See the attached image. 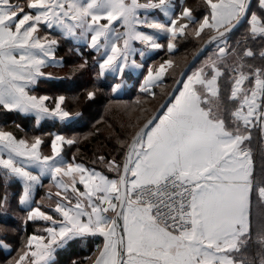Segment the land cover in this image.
Segmentation results:
<instances>
[{
  "label": "snow or ice",
  "instance_id": "snow-or-ice-1",
  "mask_svg": "<svg viewBox=\"0 0 264 264\" xmlns=\"http://www.w3.org/2000/svg\"><path fill=\"white\" fill-rule=\"evenodd\" d=\"M201 3L204 13L198 16L186 0L179 11L173 0H0V112L34 116L37 125L80 115L66 107L63 94H34L38 81L54 78L44 69L59 64V41L41 36L43 28L94 50L95 75L114 77L113 94L126 70L144 67L137 51L143 58L164 49L161 35L169 54L189 37L203 41L201 55L215 45L190 74L191 65L181 70L175 84L182 87L168 93L174 99L161 106L163 115L153 113L139 126L129 122L130 138L118 140L122 159L94 153L93 163L114 177L77 162L75 155L65 158V146L87 136L18 137L0 126V179L21 183L23 224L36 228L4 264H55L69 242L101 238L94 255L84 258L88 264H264V165L257 176L252 146L253 129L264 144V0ZM240 28L241 39L230 44ZM176 66L171 56L148 65L138 89L145 99L155 97L153 89ZM87 67L84 59L74 71ZM97 92L94 86L86 99ZM142 103L138 96L125 110L146 112ZM260 151L264 161V147ZM45 177L50 189L35 200ZM254 196L261 208L255 223ZM9 203L5 195L0 207ZM0 248L11 251L3 240Z\"/></svg>",
  "mask_w": 264,
  "mask_h": 264
},
{
  "label": "trees",
  "instance_id": "trees-1",
  "mask_svg": "<svg viewBox=\"0 0 264 264\" xmlns=\"http://www.w3.org/2000/svg\"><path fill=\"white\" fill-rule=\"evenodd\" d=\"M188 1H189V4L195 5L194 8H195V11H196L198 16H200L204 13V7H203L202 3H198L199 0H188ZM200 2H201V0H200ZM196 42L198 44V41H196L195 39H193L191 37H189L187 39H183L182 44H180L182 48L180 49L178 47L177 50H179V52L175 53V55L177 57L178 56L185 57L187 55L186 49H192L194 46H196ZM67 45H68V43L63 42V44L58 47V49H57L58 55L64 56V49H65V46H67ZM66 49H67V47H66ZM69 51H71V50H69ZM180 51H181V53H180ZM182 52H183V54H182ZM72 53H73V51H72ZM90 54L91 53L85 52L84 53V55L86 56L85 58L90 57L89 56ZM81 56H83V54ZM82 58H84V57H81V59ZM65 61L69 62V60H65ZM171 77L172 76L169 74L166 77L168 84L166 85L165 90L161 91L159 89H156L154 91L155 97L149 96L145 99L144 95L142 93H140L139 91H137L135 93H130V94H123L122 96H117V95H113L110 93L108 96H105L104 94L101 95L100 93H97L96 97L91 101L86 99V92L93 88V84H94L93 81H85V82H83L81 87H79L78 85H77V87L72 86L73 81L69 80V83H68L66 78H62V79H58V80H56V79L44 80V81H46L47 83H49L51 85L52 84L54 85V86H52V88L55 89L56 91H58V92H56V94H63L67 97V99H66V105L67 106L66 107L70 111H72V112L80 111L81 115H83L84 119H86V121H84V122H80V121L73 122L71 124L66 125L65 127H66V129L71 128V130H73L75 132V136H80V137L87 136V139H82L77 145L73 146L74 147L73 151L75 152V156H76L75 158L79 159V161L86 163L90 167L96 168V167H99L100 164H98V163L94 164L93 160H94V153H97L98 151L102 150L103 154L106 155L109 159H111L113 156H119L121 159L123 157V153L120 152L121 146L118 143V140L127 141L130 138L134 129L128 127L129 122L131 121L132 124H135V122L137 121V116H138V115L134 114V111L131 112L132 110L126 111L125 105L129 106V108L131 109L134 106L135 97L139 96L141 101L143 102L140 107H143L146 110H147V108H149L150 109L149 112L152 114V112L162 102V100L165 98L168 91L171 89V85L173 84V81L176 80L175 79L172 81ZM110 81H112V83H113V80L110 78L109 79L105 78V80L99 79V83H98L99 87L101 89L107 90V88H108L107 85H109ZM112 83H111V85H112ZM74 87H76L75 90H74ZM165 91H166V93H165ZM110 101H113L114 103L110 104ZM153 101L157 102V104L153 105L152 107H149L148 104L150 102H153ZM68 102L70 103L69 105H68ZM115 102H119V103H115ZM87 104L91 105L89 108L90 114L87 111H84V108ZM93 108H94V111H93ZM136 108L138 109L139 107H136ZM17 115L21 119H25L23 115H21L19 113ZM26 119H28V121H31L32 125L34 126L33 120L30 119L29 116L26 117ZM146 119H144L140 124L144 123ZM97 129H99V131H97ZM40 130H43V132L48 131L44 124L39 125V128L35 129V131H38V132ZM89 133H91V135H88ZM77 149H79V151H77ZM262 165H264V161H262L261 155H260L259 157H257L256 166H255L257 176H259L261 173ZM102 168H100V169H102ZM13 184H11L10 186L6 185L5 182L3 183V181L0 179V192L4 191L5 188H8V186L11 189H13V192H14L12 194V197L9 200L10 203L8 205V211H9L10 216L7 215L3 219L0 218V225L2 224V225L7 226V227H11L13 225L18 226L17 223L21 222L18 214H16L15 216L13 215L14 211L17 210L19 213L23 212V209L18 205L19 193L17 192V189H15L16 187ZM2 187H4V188H2ZM0 197H2L1 194H0ZM255 203L257 206L256 198L254 196L253 197V207H252L253 220L254 221H256L258 219V217H256V213L258 212L257 211L258 209L256 207H254ZM22 215H23V213H22ZM30 223L31 222H29L28 226L30 225ZM23 228L24 229H22V230H23V232H25V234L30 233V231H31L30 228L25 229L24 226H23ZM75 245L76 244H73L72 246H70V248H66L61 253H59L58 258L54 260L55 263L57 262V264H62V263L67 264L68 262L71 261L72 256H75L77 253L80 254L81 251H78V248H76ZM0 250H2V249H0ZM3 254L5 256H8L9 253L4 252ZM69 259H70V261H69ZM83 264H85L84 261H83Z\"/></svg>",
  "mask_w": 264,
  "mask_h": 264
},
{
  "label": "rangeland",
  "instance_id": "rangeland-1",
  "mask_svg": "<svg viewBox=\"0 0 264 264\" xmlns=\"http://www.w3.org/2000/svg\"><path fill=\"white\" fill-rule=\"evenodd\" d=\"M198 3H201L200 0L198 1ZM204 7V6H203ZM244 29L243 28H240L239 30H237L235 32L234 35L231 36V39L229 41L230 44L234 45L235 42L238 40V39H241V36H242V33H243ZM45 33H47L48 35L50 36H53L54 38H56L58 41H59V44H58V47L60 45L63 44V42H66L68 43L67 46H65V49H64V56L63 55H59L61 56L62 58V62L59 63L58 65H55V66H49V67H46L44 69V71L46 72H50L53 74V77L55 76H59V77H63V78H66V80L68 81L69 83V80L70 81H73L72 83V86H76L77 85L79 87H81V85L83 84V82L85 81H93V87L95 86L97 89H98V92L97 93H100L101 95H105V96H108L109 93L110 94H113L111 92V83L112 81L109 82V85L107 90H104V89H101L99 87V79L101 80H105V78H110L113 80V83H116L117 81L114 79L113 76H110L108 75L107 77H103V78H99L97 79L96 75H95V67H94V58L97 56V53L92 50L90 51L88 47H81V46H75V44H73V42H68V41H65L64 39L60 38L58 35H55V33H53V31H49L47 28H43L42 31H41V36L45 35ZM207 36L204 37V39H206ZM182 41L183 39H181L179 42H178V46L177 48L179 47L180 49L182 48L181 45L179 44H182ZM202 41L198 40V44L196 42V46H194L192 49H186L187 51V55L185 57L183 56H176L175 53H178L179 50H174L173 53L169 54L167 52V50H164L163 55H160V57H158V61L157 62H150L149 64L147 63L149 60H146V58L149 56L148 54L143 57L141 60L142 62L140 61L139 63H142L144 65V63L146 65H144V67H142V70H144V68L147 66V65H150V64H156L158 65L163 59H166V58H169V56H171V58H173L175 61H176V67H175V72H169L168 74L171 75L172 77V81L176 79L177 75L179 74V71L181 70V68L188 62V60L190 59V57L193 55V53L198 49V47L201 45ZM57 47V49H58ZM67 47V49H66ZM256 47L259 48L261 47V44L260 42L258 41L257 44H256ZM71 50V51H69ZM73 51V53H72ZM183 51V50H182ZM215 51V45H210L207 49V51L203 54L202 58L199 59L194 65L193 67L189 70V74L190 72L196 68V67H199L201 64H203L205 62V60ZM91 53L88 57V58H85L86 56L84 55V53ZM167 52V53H166ZM181 53V51H180ZM83 56H80L82 55ZM151 54V53H150ZM183 54V52H182ZM56 55H58L57 53V50H56ZM79 55V56H78ZM81 57H84L81 59ZM84 59H87L88 61V67L85 69V70H82V71H74V67L78 64H80ZM65 60H69V62L65 61ZM151 61V60H150ZM255 63H259V61H255ZM148 68V66L146 67ZM135 70H133L134 72ZM167 74V75H168ZM126 76L124 77V82H126ZM133 76V75H132ZM136 76V75H134ZM144 75H142L141 77V80L143 78ZM136 78H140V75L136 76ZM54 79V78H53ZM95 80V81H94ZM171 81V82H172ZM174 82V81H173ZM112 83V84H113ZM37 89L35 90L34 89V94H48L50 96H56V95H60V94H56V91L55 89L52 88V86H54L53 84H49L47 83L46 81H38L37 83ZM74 84V85H73ZM124 84V83H123ZM122 84V85H123ZM126 86V85H125ZM125 86L122 88L123 90H118L117 93L113 94V95H117V96H122L123 94H129V93H133L131 91H127ZM74 87V90L75 88ZM53 89V90H52ZM168 89V88H167ZM52 90V91H51ZM166 93V91H165ZM104 96V97H105ZM137 100V97H135V101ZM70 103L68 102V105ZM157 104V102H150L148 104L149 107H152L153 105ZM65 105H66V101H65ZM67 106V105H66ZM91 105L87 104L84 108V111H87L89 114H90V111H89V108H90ZM95 108V107H94ZM94 108H93V111H94ZM149 108H147L146 112H141L139 110V108H135V110H132L131 112L134 111V114L138 115L137 117H139V120H137L135 122V124L137 126H139V124L144 120L146 119L147 117H150L152 114L149 112ZM152 110V109H151ZM80 113L79 116H76L75 119H77L78 121L80 122H84L86 121V119H84L83 115H81V112L80 111H74V113ZM148 112V113H147ZM147 113V114H146ZM153 113V112H152ZM18 113H4V112H0V126H3L6 130H10L12 132H14L18 137H23L27 134V136L31 137L32 135H40V134H47V133H62L66 136H74L75 135V132L73 130H71V128H67L66 129V125L65 123L63 122H59L57 120H52V119H45L41 125H45L46 126V129L48 131L46 132H43V130H40L39 132L38 131H35V129H38L39 126L36 125V122H35V117L34 116H29L30 119L33 120V124L34 126L32 125V122L31 121H28V119H26V117L28 116H24L25 119H21L18 115ZM133 114V115H134ZM22 115V114H21ZM150 115V116H149ZM77 122V121H76ZM73 122H70L68 124H71ZM19 124L21 125V128L18 129L16 127V125ZM39 125V124H38ZM22 129V130H21ZM252 146L253 148L255 149V152H254V159H255V166H256V161H257V157H259L261 154V151L260 149L262 147H264V144H262L261 142V136H260V132L258 129H253V138H252ZM73 146L72 147H68V146H65V158L68 159V160H71L73 155H75V152L73 151ZM45 152H48V148L45 147L43 149ZM76 157V156H75ZM119 157V156H118ZM77 162H81V163H84L82 161H79V159H77ZM86 164V163H85ZM100 168H102V166L100 165L99 166ZM99 167H96L98 169H100ZM95 168V167H94ZM102 170L104 172H106L107 174H114L115 173H111V172H108L106 168H102ZM49 186V185H47ZM50 188V186H49ZM43 189V188H42ZM10 191H13V189H9ZM49 191V190H47ZM51 191H54L53 187H51ZM6 192V191H5ZM8 200H10V198L12 197V195H6ZM1 199V197H0ZM258 210V212L256 213V217L259 218L260 216V213H261V208L259 206V204H257L256 206V203H255V206ZM260 209H259V208ZM7 208V209H6ZM4 210L6 212H8V206L7 207H4ZM26 215V213H24L22 215V213H20L19 217H20V220L21 222H18L17 225L18 226H11V227H7V226H4V225H0V235H2V239L5 243L11 245V251H7L6 249H3L0 250V264H4L5 261L11 259L12 257H15L17 255V252L21 249V246H22V242L26 236L25 232H23L22 229L24 224H23V217ZM255 222V221H254ZM16 225V224H15ZM27 228L29 229L30 228V233H33L34 231H36V228L34 225H32V223H30L29 226H27ZM102 243V239H97V240H75V241H71L69 242V244L63 248V249H60L58 250L57 254L55 255V259L58 258V254L61 253L64 249L66 248H70V246H72L73 244H76V248H78V251H81L80 254H76L75 256H72L71 257V261L69 259L70 262H68L67 264H71L72 260H76V259H79V260H82L85 262V264H88V261L86 259H84L85 257H91L94 255L95 253V250H96V245L97 244H100ZM4 252H7L9 253L8 256H5L3 253ZM57 264V262L55 263ZM62 264H66V263H62Z\"/></svg>",
  "mask_w": 264,
  "mask_h": 264
},
{
  "label": "crops",
  "instance_id": "crops-1",
  "mask_svg": "<svg viewBox=\"0 0 264 264\" xmlns=\"http://www.w3.org/2000/svg\"><path fill=\"white\" fill-rule=\"evenodd\" d=\"M173 3L176 5V8H175V11H179L180 10V5H181V0H173ZM186 3L187 4H189V1L188 0H186ZM189 5H191V4H189ZM191 6H193V7H195V5L194 4H192ZM197 14V13H196ZM151 15L152 16H154V17H156V18H158V19H160V20H166V18L161 14V13H159V12H153V13H151ZM143 30H145V31H150V30H148V29H143ZM53 33H55V35H58L60 38H62V39H64L65 41H68L69 43L70 42H73V44H75V46H81V47H87L85 44H83L82 42H80V41H76V40H73L71 37H68V38H65V37H62L60 34H59V32L58 31H53ZM196 40V39H195ZM196 41H198V40H196ZM160 42L161 43H163L164 45H165V47H164V49H162V50H155V51H152V52H150L148 55V57L146 58V60H149L147 63L149 64L150 62H157L158 61V57H160L161 58V56L160 55H163V54H161V53H163V51L164 50H167V48H166V38L163 36V35H161V37H160ZM203 42V41H202ZM202 44V43H201ZM180 45V44H179ZM135 47L137 48V49H141L142 47H143V45H140L138 42L137 43H135ZM199 48V47H198ZM90 51H92V49H89ZM175 50H177V49H175ZM167 53V52H166ZM81 56V55H80ZM62 57L61 56H59V55H56V59L59 61V63H61L62 62V59H61ZM135 59L137 60V62L139 63L140 61L142 62V58L140 57V55H139V51H137L136 52V54H135ZM151 60V61H150ZM146 63V64H147ZM145 63H144V65H146ZM148 66V65H147ZM146 66V67H147ZM144 68V70H142V68H140V69H132V70H126V74L125 75H127L126 76V82H124V84L122 85V87L119 89V90H123L122 88L125 86V88H126V90L127 91H131V92H133V93H135V92H137V91H139L138 89H139V82L140 81H142L143 80V78H142V80H141V77H142V75H145L146 73H147V68ZM133 70H135L134 72H133ZM137 74H138V76L140 75V78L138 79V78H136V76H137ZM167 74L168 73H166V75H165V77L164 78H162L163 79V83L160 85V86H157V87H155L153 90L155 91L156 89H159V90H161V91H163V90H165L166 89V85L168 84L167 83ZM133 75V76H132ZM134 75H136V76H134ZM110 76H112L111 74H110ZM63 77H59L58 75L57 76H55L54 77V79H56V80H58V79H62ZM186 78V77H185ZM53 79V78H52ZM52 79H47V78H42L41 80L42 81H44V80H52ZM40 80V81H41ZM39 81V82H40ZM37 85L38 84H36L35 86H33V88L36 90L38 87H37ZM172 86V85H171ZM37 87V88H36ZM180 87H182V85H180ZM169 92V91H168ZM130 94V93H129ZM176 94H178V91H177V93ZM174 99V97L171 99V100H173ZM170 100V101H171ZM164 111H166V108L161 112V114L160 115H163V112ZM76 117H74V119L71 121V122H76V121H78L77 119H75ZM44 120H41L40 121V123H39V125H41L42 124V122H43ZM58 121V120H57ZM60 122V121H59ZM63 123H65V122H63ZM68 123H70V122H67V123H65V124H67L68 125ZM37 125V124H36ZM39 125H37V126H39ZM85 164V163H84ZM86 166H88L87 164H85ZM88 167H90V166H88ZM106 173V172H105ZM107 174V173H106ZM109 177H114L115 175L114 174H107ZM2 180V179H1ZM49 180H50V178H48V177H45L44 178V180H43V186H39V187H37V189L35 190V192H34V199L35 200H41V198L42 197H44L45 196V193H47L48 191L47 190H49L50 188H49V186H50V183H49ZM3 181V180H2ZM3 183H4V181H3ZM14 183V184H13ZM6 185H11V184H13L16 188L15 189H17V192L20 194L21 192H22V185H21V183L19 182V181H16V180H12V181H10V182H8V183H5ZM47 185H49V186H47ZM8 186V188H5V190L4 191H1L0 192V194L2 195V197H1V199L0 200H2L4 197H5V195H12L14 192L13 191H10L9 189H11L10 187ZM6 187V186H5ZM81 187V189H82V186H80ZM2 188H4V187H2ZM43 188V189H42ZM14 189V190H15ZM53 189H54V191H52L53 193H55V191H56V189H55V187H53ZM12 190V189H11ZM6 191V192H5ZM42 203H43V205H44V207L46 208L47 207V204H48V201H42ZM18 205H19V203H18ZM22 209H23V206H21V205H19ZM7 209V208H6ZM23 214L24 213H26L25 212V210L23 209V212H22ZM16 214H18V216L20 215V213L16 210V211H14V213H13V215L15 216ZM7 215H9L10 216V214H9V211L8 212H6L5 210H4V207H0V218L1 219H3L4 217H6ZM3 237H2V235H0V240L2 239ZM102 239V238H101ZM89 241L91 240V239H88ZM0 249H2V248H0ZM8 251V250H7ZM54 260H55V257H54Z\"/></svg>",
  "mask_w": 264,
  "mask_h": 264
},
{
  "label": "water",
  "instance_id": "water-1",
  "mask_svg": "<svg viewBox=\"0 0 264 264\" xmlns=\"http://www.w3.org/2000/svg\"><path fill=\"white\" fill-rule=\"evenodd\" d=\"M206 39H207V38H206ZM206 39H205V40H206ZM202 47H205V46L203 45V42H202V44L199 46L198 49H200V48H202ZM208 47H209V46H207V49H208ZM198 49H197V50H198ZM197 50H196V51L193 53V55L190 57L191 59L185 64V65H191L190 68L186 69L188 73H189V70L193 67V65H194L199 59H201L202 56H203V54L207 51V50L204 51L203 54L201 55V54H199V52H198ZM197 57H198V58H197ZM185 65L182 67V69L185 68ZM182 69H181V70H182ZM181 70L179 71V75L177 76L176 80L181 78ZM185 77H186V76H185ZM185 77H184V78H185ZM176 80H175V81H176ZM175 81L173 82V84H172V86H171V89L169 90L168 93H173V92L177 93L178 88L180 87V85H176V84H175ZM168 93L166 94V96H165V98L162 100V102H161V103L157 106V108L153 111V113H155L157 116H159V115L161 114V112L165 109V108L162 109L161 106H162V105H166V104H168V103L170 102V100L174 97V96H169ZM153 113H152V114H153Z\"/></svg>",
  "mask_w": 264,
  "mask_h": 264
}]
</instances>
